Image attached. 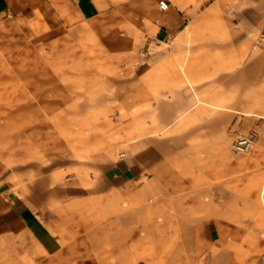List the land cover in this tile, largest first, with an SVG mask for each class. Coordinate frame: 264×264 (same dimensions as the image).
<instances>
[{"label": "rangeland", "instance_id": "rangeland-1", "mask_svg": "<svg viewBox=\"0 0 264 264\" xmlns=\"http://www.w3.org/2000/svg\"><path fill=\"white\" fill-rule=\"evenodd\" d=\"M159 1L0 0V264H264V0Z\"/></svg>", "mask_w": 264, "mask_h": 264}, {"label": "crops", "instance_id": "crops-1", "mask_svg": "<svg viewBox=\"0 0 264 264\" xmlns=\"http://www.w3.org/2000/svg\"><path fill=\"white\" fill-rule=\"evenodd\" d=\"M135 170L132 165L119 166L113 178L114 185H120L124 179L133 177ZM129 176V177H128ZM31 219V211L26 208H16L12 201L0 199V231L14 229L15 226L23 227Z\"/></svg>", "mask_w": 264, "mask_h": 264}, {"label": "built area", "instance_id": "built-area-1", "mask_svg": "<svg viewBox=\"0 0 264 264\" xmlns=\"http://www.w3.org/2000/svg\"><path fill=\"white\" fill-rule=\"evenodd\" d=\"M158 6L161 10H165L168 8V3L165 0H160ZM234 148L238 152H245L250 148V141L248 138L242 137L239 138L234 143Z\"/></svg>", "mask_w": 264, "mask_h": 264}]
</instances>
